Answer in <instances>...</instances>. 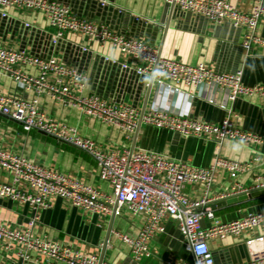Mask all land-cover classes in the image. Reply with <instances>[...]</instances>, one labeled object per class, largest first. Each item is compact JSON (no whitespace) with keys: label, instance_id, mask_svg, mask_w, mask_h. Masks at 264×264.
Here are the masks:
<instances>
[{"label":"crops","instance_id":"1","mask_svg":"<svg viewBox=\"0 0 264 264\" xmlns=\"http://www.w3.org/2000/svg\"><path fill=\"white\" fill-rule=\"evenodd\" d=\"M57 1L69 5L77 15L104 23L121 34L143 39L156 46L165 58L187 64L204 63L217 72L240 69L244 84L264 83V49L257 45H252L248 52L243 49V36L247 30L243 26H234L230 21L217 23L202 15L172 9L165 0ZM227 1L245 12L251 11L256 3L255 0ZM2 10L6 16L0 15V44L40 57L52 56L76 67L86 76V94L94 93L114 103L129 104L139 112L160 111L214 123L229 118L233 126L243 130L264 131V97L230 100L226 89L215 85L175 87L157 82L151 75H140L133 68L122 67V63L132 64L131 60L108 43L88 41L72 32L63 33L53 42L55 30L41 12L13 7ZM256 31L264 37V20L258 23ZM24 69L29 74L37 73L33 66ZM0 90L25 99L37 97L40 111L75 128L81 136L94 140L107 151L150 149L202 167L208 166L216 155L240 161H250L256 155L257 160L239 175L237 181L244 188H250L259 181L257 176L264 175V144L252 147L225 139L217 147L207 138L186 137L143 123L128 138L116 126L87 117L74 107L57 104L44 94L35 95L32 90L19 88L2 73ZM0 147L112 194L108 182L99 178L98 166L87 152L40 130L25 131L18 121L3 114H0ZM11 180V172L0 166V181ZM230 184L227 174L220 172L209 196L226 192ZM18 186L22 187L23 183ZM256 189L242 198L217 203L220 198L211 203L215 219L229 221L248 212L263 211L264 188ZM183 191L189 198L198 199L204 193V186L186 184ZM35 215L38 219L31 227L33 235L85 253H97L99 257L103 254L102 259L112 264H166L169 258L193 261L177 221L171 217L164 220V232L150 241V256L135 260L129 246L121 242L113 231L136 235L142 222L139 215L91 214L57 196L51 198L49 208L35 210L27 203L0 197L1 224L23 228ZM210 224L208 219L201 221L203 227ZM208 243L215 264H236L249 259L253 253L259 255L264 251V229L259 227L251 232L227 234ZM18 252L17 243L0 242V264H49L34 251L28 259Z\"/></svg>","mask_w":264,"mask_h":264},{"label":"built area","instance_id":"2","mask_svg":"<svg viewBox=\"0 0 264 264\" xmlns=\"http://www.w3.org/2000/svg\"><path fill=\"white\" fill-rule=\"evenodd\" d=\"M165 1L172 9L202 15L217 23L230 21L234 26H243L247 29L243 36V49L248 52L252 45L264 49V37L256 31L258 23L264 20V0H255L249 12L237 9L227 0ZM6 7L41 12L55 30L53 42L61 38L63 33L72 32L84 36L88 41L108 43L131 60L132 64L122 63V67L133 68L140 75H151L157 82L175 87L215 85L226 89L230 100L264 97V83L251 86L244 84L240 69L217 72L204 63L187 64L165 58L156 46L141 38L116 32L104 23L77 15L69 5L60 1L0 0L1 16H6L2 10ZM26 66L35 67L37 73H27L24 69ZM0 73L11 78L23 90H32L35 95L44 94L57 104L74 107L87 117L116 126L128 138L143 123L186 137L207 138L214 141L217 147L225 139L252 147L264 144V131L255 133L243 130L233 126L229 118L214 123L160 111L139 112L129 104L114 103L94 93L86 94L85 74L52 56L40 57L0 44ZM0 114L18 121L25 131L40 130L87 152L98 166L99 178L108 182L112 189V194H106L81 180L0 147V166L12 174L11 182L0 181V197L27 203L35 210L49 208L51 198L57 196L91 214L139 215L142 222L136 235L113 231L121 242L129 246L135 260L150 256L149 243L164 232V220L167 217L177 221L193 261L169 258L166 264H215L209 240L222 239L227 234L251 232L259 227L264 229V210L248 212L229 221H219L215 219L210 206L217 199L264 188V175L257 176L259 181L250 188H244L237 181L239 175L257 160L256 155L250 161L216 155L208 166L202 167L150 149L107 151L94 140L81 136L75 128L40 111L37 97L25 99L2 90ZM220 172L227 174L231 184L226 192L209 196L211 186ZM19 183H23V186L19 187ZM186 184H202L204 193L198 199H191L183 191ZM37 219L35 215L23 228H11L0 223V242H15L19 246L18 254L24 259H28L34 251L48 260L49 264H112L100 260L97 253H85L33 235L31 227ZM203 219L210 220L211 224L203 227ZM236 264H264V251L259 255L253 253L249 259Z\"/></svg>","mask_w":264,"mask_h":264},{"label":"water","instance_id":"3","mask_svg":"<svg viewBox=\"0 0 264 264\" xmlns=\"http://www.w3.org/2000/svg\"><path fill=\"white\" fill-rule=\"evenodd\" d=\"M254 191H257V189H252V190L248 191L247 193H251V192H254ZM245 196H246V193L238 194V195H233V196H228V197L222 198V199H220V200H218L216 202L217 203L218 202H224V201H229L231 199L234 200L235 198H242V197H245ZM109 232H110V229L108 231V234H107L106 239L103 242V248H104L105 244L107 243V239H108V236H109ZM102 258H103V254L100 256V260H102Z\"/></svg>","mask_w":264,"mask_h":264}]
</instances>
